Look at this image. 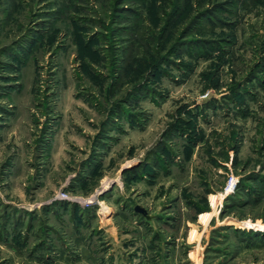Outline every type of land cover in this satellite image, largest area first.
<instances>
[{
  "label": "rangeland",
  "instance_id": "rangeland-1",
  "mask_svg": "<svg viewBox=\"0 0 264 264\" xmlns=\"http://www.w3.org/2000/svg\"><path fill=\"white\" fill-rule=\"evenodd\" d=\"M0 264H264V0H0Z\"/></svg>",
  "mask_w": 264,
  "mask_h": 264
},
{
  "label": "built area",
  "instance_id": "built-area-1",
  "mask_svg": "<svg viewBox=\"0 0 264 264\" xmlns=\"http://www.w3.org/2000/svg\"><path fill=\"white\" fill-rule=\"evenodd\" d=\"M233 182V179H231L230 183Z\"/></svg>",
  "mask_w": 264,
  "mask_h": 264
}]
</instances>
